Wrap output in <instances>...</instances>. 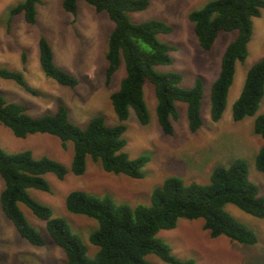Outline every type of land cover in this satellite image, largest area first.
<instances>
[{
	"label": "rangeland",
	"instance_id": "obj_1",
	"mask_svg": "<svg viewBox=\"0 0 264 264\" xmlns=\"http://www.w3.org/2000/svg\"><path fill=\"white\" fill-rule=\"evenodd\" d=\"M21 0H0V66L22 72L26 83L36 93L24 90L14 80L0 77V95L7 101L27 105L31 115L53 113L58 104L65 106L68 118L84 127L95 115H101L107 125L118 123L110 100L126 74L121 59L117 70L105 83L108 36L114 27L106 11H96L85 0H76V12H67L62 0H41L36 5L34 23H27L22 13L8 22V9ZM145 9L127 13L132 22L161 19L172 25L170 33H159L158 39L174 46L173 62L155 65L158 71H178L180 85L191 87L197 78L202 83L200 113L201 126L194 132L188 129L186 105L175 101L177 118L172 121L173 132H162L156 116V98L153 84L145 81L143 97L149 119L142 124L129 108L123 132V150L131 158L147 154L149 161L142 167L141 177L113 173L102 168L100 160L86 158L85 171L75 175L71 169L73 142L65 146L48 133H31L17 137L0 122V147L7 153L30 149L34 157L47 156L61 162L67 169L63 179L54 173L44 174L50 191L28 188V194L39 203L51 208L52 215L62 217L72 232L78 234L93 257L97 247L89 241V234L97 227L94 218L71 213L65 207V197L71 190H83L98 196L108 195L117 203L130 206L149 205L150 195L169 176L184 182L208 183L215 165H228L233 159L243 158L248 176L256 183L259 194L264 195V173L255 167V155L264 145V138L253 132V120L264 113V95L252 115L240 120L232 118V104L239 96L249 67L264 57V9L253 17L251 37L247 43V56L236 61L233 81L229 87L222 117H210V89L216 79L223 51L236 35V30L221 31L211 48L203 50L188 19L191 10L202 7L208 0H148ZM44 36L51 46L54 63L77 78L74 86L62 85L45 75L38 59V38ZM24 51L26 61H21ZM4 182L0 176V193ZM27 221L43 236L45 243L35 246L21 237L0 206V264H63L65 252L50 237L45 220L35 216L23 203H19ZM225 209L238 221L248 225L257 235L254 244L240 243L225 235L211 237L203 228L202 218L179 217L176 226L160 229L156 236L165 241L171 253L179 259H192L196 264H264V217H255L232 203ZM152 264H170L149 253Z\"/></svg>",
	"mask_w": 264,
	"mask_h": 264
},
{
	"label": "trees",
	"instance_id": "obj_2",
	"mask_svg": "<svg viewBox=\"0 0 264 264\" xmlns=\"http://www.w3.org/2000/svg\"><path fill=\"white\" fill-rule=\"evenodd\" d=\"M96 11H106L114 27L108 36L105 58V83L117 70L121 59L126 74L110 100L118 123L107 125L103 116H93L84 127L71 122L67 110L58 104L53 113L31 115L28 106L7 101L0 95V122L15 136L31 133H48L57 136L63 146L73 142L70 169L75 175L85 171L86 158L100 160L104 170L141 177L142 167L149 161L147 154L131 158L123 150L125 120L129 108L138 121L148 122L149 115L143 97L145 81L153 84L156 98V116L163 133L173 132L172 121L177 118L175 101L186 105L188 129L196 131L202 124L200 113L202 83L199 78L191 87L180 85L178 71H158L155 65L173 62L174 46L158 39L159 33H170L171 24L161 19L132 22L127 13L145 9L148 0H85ZM41 0H21L8 9V22L22 13L27 23H34L36 5ZM65 11L76 12V0H62ZM264 9V0H208L188 13L193 32L201 48L209 50L221 31L236 30V35L226 45L220 69L210 89V117L218 121L226 106L229 87L233 81L236 61H243L248 53L247 43L252 34L253 17ZM38 59L42 71L62 85L74 86L77 78L58 67L53 60L50 44L44 36L38 38ZM21 61H26L24 51ZM0 77L14 80L24 90L36 93L25 81L22 72L0 66ZM264 95V57L254 62L246 72L239 96L232 104V118L240 120L252 115ZM253 132L264 138V113L253 120ZM255 167L264 173V145L255 155ZM47 172L63 179L67 169L59 161L47 156L34 157L30 149L7 153L0 147V176L4 187L0 193V206L18 234L35 246L45 240L26 219L19 203L26 205L38 218L45 220L46 229L53 242L65 252L63 264H152L146 255L153 253L170 264H196L192 259L182 260L171 253L170 246L156 236L160 229L176 226L179 217L202 218L203 228L211 237L225 235L229 239L254 244L257 235L248 225L238 221L225 209L232 203L255 217H264V195L248 176L247 163L235 158L228 165H215L209 182H184L169 176L155 187L149 205L130 206L117 203L110 196H98L83 190H71L65 197V207L71 213L82 214L97 221L89 234V241L97 247L93 257L81 237L72 232L62 217L52 215L51 208L34 200L28 188L50 191L44 177ZM11 264V263H9Z\"/></svg>",
	"mask_w": 264,
	"mask_h": 264
}]
</instances>
